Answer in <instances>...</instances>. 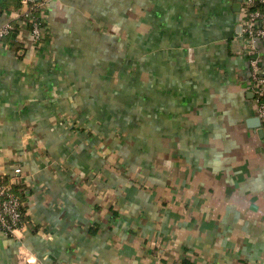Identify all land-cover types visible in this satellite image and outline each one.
<instances>
[{"label":"crops","instance_id":"crops-1","mask_svg":"<svg viewBox=\"0 0 264 264\" xmlns=\"http://www.w3.org/2000/svg\"><path fill=\"white\" fill-rule=\"evenodd\" d=\"M34 1L38 48L25 22L0 41V177L31 221L0 264H264L241 0Z\"/></svg>","mask_w":264,"mask_h":264},{"label":"built area","instance_id":"built-area-1","mask_svg":"<svg viewBox=\"0 0 264 264\" xmlns=\"http://www.w3.org/2000/svg\"><path fill=\"white\" fill-rule=\"evenodd\" d=\"M33 0H22L24 11L21 15L31 20L32 16L28 12L32 8ZM44 9V8H43ZM242 36L246 42V55L250 67L252 93L258 118L262 122L264 130V68L261 65L260 51L264 48V0H241L240 12ZM27 23V22H25ZM44 23V24H42ZM10 23L0 26V39L7 36L10 32ZM46 31V22L34 23L30 32L31 42L36 45L43 38ZM36 51V49H35ZM17 171V170H16ZM23 204L19 198L8 191L3 185L0 177V234L10 239L19 238V234L28 230L31 221L27 212H22ZM26 264H37L36 259L27 254L25 257Z\"/></svg>","mask_w":264,"mask_h":264},{"label":"trees","instance_id":"trees-1","mask_svg":"<svg viewBox=\"0 0 264 264\" xmlns=\"http://www.w3.org/2000/svg\"><path fill=\"white\" fill-rule=\"evenodd\" d=\"M22 0H1V11L0 13L5 10L7 11L10 8L18 9L22 6ZM32 8L28 11L30 15L32 16L31 20L26 19L24 16H20V18L16 19L15 21L10 22V32L7 36L0 39V41L3 43L4 46L8 47L9 49H12V52L17 53L20 49L24 51L23 43L17 41L18 39V32L23 27V23L27 22V26L29 29H31V26L34 23H41L45 21V10L41 6V2L34 1L31 4ZM44 24V23H42ZM46 33V31H45ZM45 34H43L44 37ZM42 42V39L39 41V43L36 45L39 46ZM23 48V49H22ZM20 50V51H21ZM38 50V49H37ZM12 179H9L7 177L2 178L3 185L8 188V191L13 193L15 196H17L20 200V202L23 204L21 210L22 212H26L27 208L25 207V199L24 194L19 190V186H16L14 183H11ZM29 218V217H27Z\"/></svg>","mask_w":264,"mask_h":264}]
</instances>
